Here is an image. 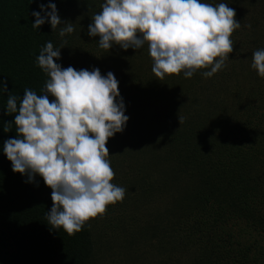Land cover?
<instances>
[{
    "label": "trees",
    "instance_id": "16d2710c",
    "mask_svg": "<svg viewBox=\"0 0 264 264\" xmlns=\"http://www.w3.org/2000/svg\"><path fill=\"white\" fill-rule=\"evenodd\" d=\"M228 1L232 3L205 0L233 8ZM103 2L0 0V83L7 88L0 94V264H98L99 260L89 221L71 236L62 228L52 229L46 218L52 207L51 190L39 176L29 182L26 175L14 173L2 152L5 141L16 135L14 124L4 131L15 119L6 114L7 97L11 93L22 99L25 89L42 94L49 77L36 60L48 42L63 46L55 61L62 68L99 69L101 75L112 72L119 81L129 119L119 139H109L106 147L115 173L112 183L124 177L134 208L125 213L130 223L119 237L125 238L126 248L140 242L155 246L161 258L157 264H264V246L247 240L264 235V78L251 67L252 54L264 49V34L255 30L257 26L244 30L241 25L231 36L229 60L211 78L203 76L208 68L190 79L181 73L157 80L147 45L127 51L113 46L106 51L99 48L98 39L79 31L74 15L84 12L89 21L102 10ZM48 3L56 5L62 22L74 24L72 34L61 38L47 22L38 30L32 28V12ZM235 12L239 23L264 22V9L261 14L243 8ZM95 51L103 52L104 58L97 59ZM111 147L125 156L123 162L142 155L144 163L136 172L127 167L124 173ZM124 203L118 202L121 211ZM138 209L145 212L142 219ZM116 220L120 226L123 211ZM110 224L112 234L119 227ZM103 233L99 244L118 241L119 232L111 237L104 229Z\"/></svg>",
    "mask_w": 264,
    "mask_h": 264
},
{
    "label": "clouds",
    "instance_id": "9594fccd",
    "mask_svg": "<svg viewBox=\"0 0 264 264\" xmlns=\"http://www.w3.org/2000/svg\"><path fill=\"white\" fill-rule=\"evenodd\" d=\"M38 7L32 12L33 29L47 22L61 38L74 32L54 3ZM101 9L88 27L89 37H98L99 48L106 51L147 45L157 80L181 73L190 79L208 68L203 76L213 77L229 60L231 36L241 28L228 4L205 0H104ZM61 49L48 42L37 57V66L49 77L42 94L25 89L22 99L8 95L6 114L15 119L4 131L14 124L16 135L5 141L2 152L14 173L29 182L42 178L51 190L48 223L71 236L125 197L126 190L112 183L106 143L124 130L129 117L114 74L62 68L55 62ZM251 67L264 78V49L252 54ZM6 91L0 83V94Z\"/></svg>",
    "mask_w": 264,
    "mask_h": 264
},
{
    "label": "rangeland",
    "instance_id": "374dc122",
    "mask_svg": "<svg viewBox=\"0 0 264 264\" xmlns=\"http://www.w3.org/2000/svg\"><path fill=\"white\" fill-rule=\"evenodd\" d=\"M220 1H222V0H220ZM228 3H230V2L228 1ZM230 4H232L233 9L235 11H237V10L239 11L241 8H243L244 10L253 9L257 13L261 14V13H263V9H264V1H262V0H234V2L232 0V3H230ZM83 13L74 15V17H75L74 20H75V22L78 23V26L80 28L79 31L84 33L85 35H87L88 39H91V40H93L92 38H94L95 40L98 39L97 37H89V35H88V27L92 22L93 16L90 18L89 21H87V14L83 15ZM240 23H241L242 28L244 30H247L249 28L248 25H251V27L257 26V29H255V30L257 32L264 34V22L258 23V25H256V24H253L252 22H249L247 20H241ZM256 35L260 40H262V37H263L262 34L256 33ZM247 38H249L251 40L249 35H247ZM95 54H96L97 59L102 60V58H104L103 52L95 51ZM101 68H102V65H101ZM120 134L121 133H117L110 139H113V140H116V138L119 139ZM111 148L113 149V147H111ZM117 150H119V149H117ZM113 151H116V149L114 148ZM114 155L116 158V162L119 164L118 166L121 167L123 171L127 167L129 169V171H135V168L138 169V164L144 163V156H142V155H139L136 158L133 157L131 160L126 159L124 162H123V160H124L123 158L125 156L120 157V154H118L117 151L115 152ZM110 158L111 157H109V160H110ZM124 173H125V171H124ZM120 178H121V176H120ZM122 181H124V182H122ZM122 181H121L122 183L120 182L121 184L120 183L115 184L119 187H123L126 190L125 197L123 199V201H125L124 206L126 208L124 209L125 212H124V210H122L123 211L122 224L119 226V223L116 220L117 218L119 219L122 215V211H121L122 207L120 205H118V203H116L114 205H109L106 209V212L103 214V216H97L96 218L89 220V223L91 224L92 228L94 229L93 234H95L94 237L96 238V242H97L96 250L99 254L98 264H157L161 258L156 253L155 246L149 248V247L143 246L142 242H140V244L131 245L130 247L126 248V246L124 245L125 238L124 239L119 238L124 233V231L122 230L124 227H125V230L127 233V227H128V224L130 223V219L125 218V217H128V215L134 211V208L132 206V200H130L131 197H129V193H127V188H128L127 183L128 182L125 181L124 177H123ZM133 202L135 203V201H133ZM137 206H139V205L137 204ZM125 213H128V215H126ZM136 214L142 215L140 217V219H142L144 217L145 212L143 210L138 209V210H136ZM110 222H113V223L110 224ZM108 224H110L112 226L114 224L115 225L117 224V227H119V228H117L115 232L110 234L111 231H110V228H108L109 226H107ZM239 226H238V228H239ZM103 229L105 230V233L107 235H109L110 237L114 233L119 232L117 235L118 241L116 240L113 243L105 242L106 244H108L107 250L105 249V245H103V243H104L103 241H102L103 243H100V244L98 242V236L102 237L101 232L103 233ZM244 237H248L247 234ZM252 237L253 238L247 239V240L250 242L255 240V242H258L264 246V235L263 236L254 235ZM110 240H111V238H110ZM153 245H156V244L153 243ZM105 250H106V254H105Z\"/></svg>",
    "mask_w": 264,
    "mask_h": 264
}]
</instances>
